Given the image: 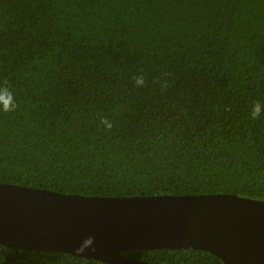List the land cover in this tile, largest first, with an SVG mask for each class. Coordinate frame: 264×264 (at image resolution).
I'll use <instances>...</instances> for the list:
<instances>
[{
  "label": "trees",
  "instance_id": "trees-1",
  "mask_svg": "<svg viewBox=\"0 0 264 264\" xmlns=\"http://www.w3.org/2000/svg\"><path fill=\"white\" fill-rule=\"evenodd\" d=\"M3 82L18 107L0 111V182L264 200V115L250 116L264 105V0H0ZM121 253L221 263L194 248ZM0 264L107 263L0 244Z\"/></svg>",
  "mask_w": 264,
  "mask_h": 264
},
{
  "label": "water",
  "instance_id": "water-1",
  "mask_svg": "<svg viewBox=\"0 0 264 264\" xmlns=\"http://www.w3.org/2000/svg\"><path fill=\"white\" fill-rule=\"evenodd\" d=\"M93 243L78 252L84 240ZM0 244L107 264H168L122 254L194 248L219 264H264V200L232 193L87 196L0 182Z\"/></svg>",
  "mask_w": 264,
  "mask_h": 264
},
{
  "label": "clouds",
  "instance_id": "clouds-1",
  "mask_svg": "<svg viewBox=\"0 0 264 264\" xmlns=\"http://www.w3.org/2000/svg\"><path fill=\"white\" fill-rule=\"evenodd\" d=\"M133 82L135 87L143 88L147 86V81L143 75L134 76ZM158 81L154 82L157 83ZM161 89L165 90L168 87V82L165 79L163 83H161ZM18 105L15 101L14 93L10 90L7 85V82L0 83V111L8 113L15 111ZM228 111L231 109L228 108ZM262 115H264V105H262L259 101H253L250 108V116L253 120L259 119ZM100 124L104 126L105 131H111L113 128V122L109 120L107 117H102L100 119ZM93 243L91 237L84 240L81 247L77 249L78 252L85 251Z\"/></svg>",
  "mask_w": 264,
  "mask_h": 264
}]
</instances>
